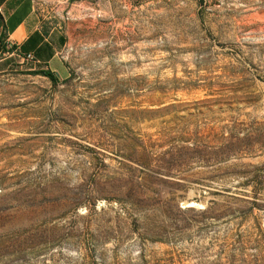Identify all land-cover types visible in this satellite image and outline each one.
I'll use <instances>...</instances> for the list:
<instances>
[{"label": "rangeland", "instance_id": "rangeland-1", "mask_svg": "<svg viewBox=\"0 0 264 264\" xmlns=\"http://www.w3.org/2000/svg\"><path fill=\"white\" fill-rule=\"evenodd\" d=\"M37 3L70 77L0 74V264H264V0Z\"/></svg>", "mask_w": 264, "mask_h": 264}, {"label": "crops", "instance_id": "crops-1", "mask_svg": "<svg viewBox=\"0 0 264 264\" xmlns=\"http://www.w3.org/2000/svg\"><path fill=\"white\" fill-rule=\"evenodd\" d=\"M54 1V0H43ZM38 6L37 0H0V74L13 71H51L59 80L70 77L62 57L66 36L64 16ZM63 6L59 7V10ZM32 55L34 61L25 60Z\"/></svg>", "mask_w": 264, "mask_h": 264}, {"label": "trees", "instance_id": "trees-1", "mask_svg": "<svg viewBox=\"0 0 264 264\" xmlns=\"http://www.w3.org/2000/svg\"><path fill=\"white\" fill-rule=\"evenodd\" d=\"M32 73L47 77L51 80L52 83L57 84L59 82V78L56 74L52 73L51 71H33Z\"/></svg>", "mask_w": 264, "mask_h": 264}, {"label": "built area", "instance_id": "built-area-1", "mask_svg": "<svg viewBox=\"0 0 264 264\" xmlns=\"http://www.w3.org/2000/svg\"><path fill=\"white\" fill-rule=\"evenodd\" d=\"M25 60L34 61V57L32 55H27L25 56Z\"/></svg>", "mask_w": 264, "mask_h": 264}]
</instances>
